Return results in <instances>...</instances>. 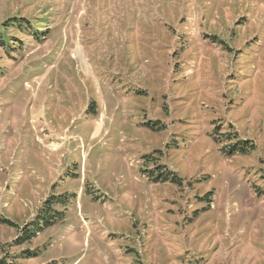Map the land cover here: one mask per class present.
Returning a JSON list of instances; mask_svg holds the SVG:
<instances>
[{"label": "rangeland", "instance_id": "374dc122", "mask_svg": "<svg viewBox=\"0 0 264 264\" xmlns=\"http://www.w3.org/2000/svg\"><path fill=\"white\" fill-rule=\"evenodd\" d=\"M0 259L264 264V0H0Z\"/></svg>", "mask_w": 264, "mask_h": 264}, {"label": "trees", "instance_id": "16d2710c", "mask_svg": "<svg viewBox=\"0 0 264 264\" xmlns=\"http://www.w3.org/2000/svg\"><path fill=\"white\" fill-rule=\"evenodd\" d=\"M21 26V25H20ZM3 42V40H1ZM91 108V104L88 106V110ZM241 146H238L237 144L234 143V146H232V150L228 152V156H232L234 155L235 153H238V154H245V152L247 151V144L248 142L247 141H241ZM168 177H165L164 179H162V181H165L167 180ZM158 179H156L157 181ZM170 181L171 183H175V184H178V185H181V180H179L177 177H174L172 176V178H170ZM0 264H13L12 262L10 263H7L5 261V259H0Z\"/></svg>", "mask_w": 264, "mask_h": 264}, {"label": "bare ground", "instance_id": "6f19581e", "mask_svg": "<svg viewBox=\"0 0 264 264\" xmlns=\"http://www.w3.org/2000/svg\"><path fill=\"white\" fill-rule=\"evenodd\" d=\"M37 109V108H36Z\"/></svg>", "mask_w": 264, "mask_h": 264}]
</instances>
